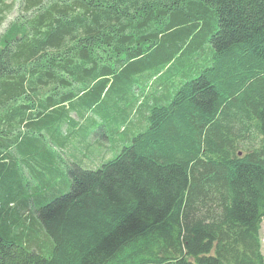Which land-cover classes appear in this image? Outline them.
I'll return each instance as SVG.
<instances>
[{"label":"trees","instance_id":"16d2710c","mask_svg":"<svg viewBox=\"0 0 264 264\" xmlns=\"http://www.w3.org/2000/svg\"><path fill=\"white\" fill-rule=\"evenodd\" d=\"M263 220L264 0H0V264H264Z\"/></svg>","mask_w":264,"mask_h":264},{"label":"rangeland","instance_id":"374dc122","mask_svg":"<svg viewBox=\"0 0 264 264\" xmlns=\"http://www.w3.org/2000/svg\"><path fill=\"white\" fill-rule=\"evenodd\" d=\"M17 13H16V10L12 13V15H11V17H9V19L8 20H12L13 19V17L16 15ZM181 79V78H180ZM150 80H151V83H154V82H156V81H159L158 80V78L157 77H151L150 78ZM180 81V80H179ZM175 84L176 85H178L179 83L178 82H175ZM79 120V125L78 126H76L77 127V132H79V133H81V135H82V133L84 132V131H86L87 129H92L94 126V128L96 129V130H93V134H92V137L96 140V141H102V142H107L106 144H105V146H109V143H108V141L107 140H104L103 138H101V133L102 132H105V131H107L108 130V126H109V122L107 123L106 122V125L105 124H102V119L101 118H103V116L102 115H99V113L97 112V111H91L90 113H88L87 114V116H85V117H83V118H79V117H77ZM77 118H76V120H77ZM103 120L105 121L106 119L105 118H103ZM89 129V130H90ZM91 131V130H90ZM79 133L76 135V139L78 138V139H81V136L79 135ZM118 135L119 136H121L122 135V131H119V133H118ZM107 137L108 138H110L109 137V135L107 134ZM111 138H113V136H111ZM110 140V139H109ZM78 141H80V140H78ZM94 148V147H93ZM50 149L55 153V154H57L58 156H61L62 158H63V154L62 153H64L65 151L64 150H61V148H60V146H59V144H55V145H52V146H50ZM73 151L74 152H72V154H75V157H73L72 156V159H70V154L71 153H69V154H64L67 158H69V160H70V163H72V164H77V165H79L80 167H89V168H91L92 166H94L95 164H97V162L95 161V162H91V161H88V160H81L80 161V157H81V152H80V150L79 149H73ZM62 152V153H61ZM92 152H94V150L92 151ZM77 154H79V155H77ZM94 160H96V158H94ZM68 165V164H67ZM70 165V164H69ZM62 167H64V166H62ZM65 169V168H64ZM23 178H24V180H26V181H28L29 182V185H28V191H29V193L28 194H30L28 197H27V199H25L26 201H28V202H31V200H33L34 199V196H33V192L35 191V189H34V183L32 182L31 183V181H29V177H28V175H23ZM15 207H16V205L15 204H12V205H10L9 206V209L12 211V210H14L15 209ZM30 210H31V212H33V209H32V206L30 207ZM260 239H261V254L263 255V257H264V220L262 221V224H261V228H260Z\"/></svg>","mask_w":264,"mask_h":264},{"label":"crops","instance_id":"0c3cea01","mask_svg":"<svg viewBox=\"0 0 264 264\" xmlns=\"http://www.w3.org/2000/svg\"><path fill=\"white\" fill-rule=\"evenodd\" d=\"M130 136H131V135H130ZM115 138H116V136H115V134H114V137H113V138H111V139L117 140L119 137H118V138H116V139H115ZM102 143H103L104 145L106 144V142H102ZM97 146L99 147V145H97ZM108 147L110 148V146H108ZM87 168H88V167H87Z\"/></svg>","mask_w":264,"mask_h":264}]
</instances>
